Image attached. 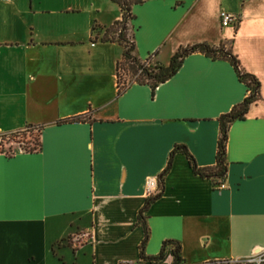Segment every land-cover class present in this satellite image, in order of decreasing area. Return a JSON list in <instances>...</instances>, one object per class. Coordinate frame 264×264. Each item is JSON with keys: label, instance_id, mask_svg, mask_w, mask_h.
<instances>
[{"label": "crops", "instance_id": "0c3cea01", "mask_svg": "<svg viewBox=\"0 0 264 264\" xmlns=\"http://www.w3.org/2000/svg\"><path fill=\"white\" fill-rule=\"evenodd\" d=\"M132 13L142 60L168 66L181 48L226 44L262 99L230 127L224 188L174 156L145 254L174 241L185 264L252 259L264 251V0H143ZM222 13L238 23L224 27ZM120 18L110 0L0 1V138L42 127L38 152L0 145V264L174 263L171 247L160 263L140 258L148 183L176 145L214 166L219 118L249 92L228 61L195 53L154 95L133 84L119 96L123 48L92 29Z\"/></svg>", "mask_w": 264, "mask_h": 264}, {"label": "trees", "instance_id": "16d2710c", "mask_svg": "<svg viewBox=\"0 0 264 264\" xmlns=\"http://www.w3.org/2000/svg\"><path fill=\"white\" fill-rule=\"evenodd\" d=\"M120 8L121 18L116 21L111 27L101 28L95 25L92 29L94 34V40L101 43H118L123 48V54L120 61L116 65V77L118 84V95L124 94L131 85H147L151 88L152 94L161 85L173 78L181 69L184 60L195 53L205 55L212 60H224L228 61L236 72V75L240 82L244 83L248 89L249 95L244 101L234 107V109L219 118V139L217 145L216 162L215 165L209 168H200L195 158L190 154L188 149L184 145H176L170 153L167 167L157 179V191L149 195L144 208L138 215V225L142 227L144 231V239L140 245V258L142 261H150L154 263H160L164 261L166 257V250L168 247L172 248L174 257L173 264H185L181 254V246L174 241H166L158 256L147 257L145 254V248L149 240V227L147 225L146 213L150 206L159 200L165 190L164 180L172 168L173 158L176 154H183L188 160V164L196 176L202 179L211 181L212 188L217 190L221 185L225 183L228 173L227 162V143L229 139V131L232 124L236 121L245 120L250 107L253 104L261 101L260 95V83L252 75L245 73L240 67L238 58L232 53V50L226 44H221L218 47L210 46L206 43L196 44L186 48L179 49L168 66H164L160 63L155 65L148 60H142L137 53L135 35L132 29V21L135 19L132 8L136 5H141L143 0H110ZM86 116L77 117L67 122H84ZM42 127L28 126L24 131L9 135L8 141L17 143L15 139L26 137L27 135H34V142H29L28 147L24 150L28 153H35L40 151V134ZM6 137V136H4ZM3 141L5 139H2ZM11 156L9 153L7 154ZM207 264H238L233 262H211Z\"/></svg>", "mask_w": 264, "mask_h": 264}, {"label": "built area", "instance_id": "2783aa9c", "mask_svg": "<svg viewBox=\"0 0 264 264\" xmlns=\"http://www.w3.org/2000/svg\"><path fill=\"white\" fill-rule=\"evenodd\" d=\"M6 3H10L11 0H0ZM221 20H222V25L224 27L230 26V25H236L238 23V18L232 14L228 13H222L221 14ZM157 180H151L148 183V195H152L157 191ZM224 188L223 185L220 186L219 189ZM243 262V261H242ZM245 262H255V264H264V251H258L255 255L254 258L249 259ZM233 263H238L240 264L241 262H233Z\"/></svg>", "mask_w": 264, "mask_h": 264}, {"label": "rangeland", "instance_id": "374dc122", "mask_svg": "<svg viewBox=\"0 0 264 264\" xmlns=\"http://www.w3.org/2000/svg\"><path fill=\"white\" fill-rule=\"evenodd\" d=\"M9 136H6V137H1L0 138V145H1V150L3 151H7V152H10L12 151L13 149H22V150H25L27 147H28V143L30 142H34L35 140V136L34 135H27L26 134V137H22V138H17L15 139V141L17 143H13V142H10L8 141V138ZM2 139H5L4 141ZM240 264H255V262H241Z\"/></svg>", "mask_w": 264, "mask_h": 264}]
</instances>
